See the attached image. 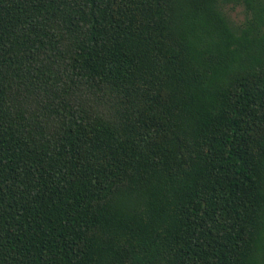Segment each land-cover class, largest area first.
<instances>
[{
	"label": "trees",
	"instance_id": "trees-1",
	"mask_svg": "<svg viewBox=\"0 0 264 264\" xmlns=\"http://www.w3.org/2000/svg\"><path fill=\"white\" fill-rule=\"evenodd\" d=\"M0 264H264V0H0Z\"/></svg>",
	"mask_w": 264,
	"mask_h": 264
},
{
	"label": "rangeland",
	"instance_id": "rangeland-1",
	"mask_svg": "<svg viewBox=\"0 0 264 264\" xmlns=\"http://www.w3.org/2000/svg\"><path fill=\"white\" fill-rule=\"evenodd\" d=\"M231 17L235 21H239L242 18V10L240 7H236L234 10L230 12Z\"/></svg>",
	"mask_w": 264,
	"mask_h": 264
}]
</instances>
